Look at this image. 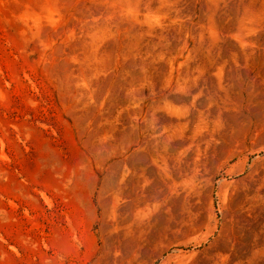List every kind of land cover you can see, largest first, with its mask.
I'll use <instances>...</instances> for the list:
<instances>
[{
  "label": "rangeland",
  "instance_id": "obj_1",
  "mask_svg": "<svg viewBox=\"0 0 264 264\" xmlns=\"http://www.w3.org/2000/svg\"><path fill=\"white\" fill-rule=\"evenodd\" d=\"M0 264H264V0H0Z\"/></svg>",
  "mask_w": 264,
  "mask_h": 264
},
{
  "label": "bare ground",
  "instance_id": "obj_2",
  "mask_svg": "<svg viewBox=\"0 0 264 264\" xmlns=\"http://www.w3.org/2000/svg\"><path fill=\"white\" fill-rule=\"evenodd\" d=\"M245 171V170H244Z\"/></svg>",
  "mask_w": 264,
  "mask_h": 264
}]
</instances>
